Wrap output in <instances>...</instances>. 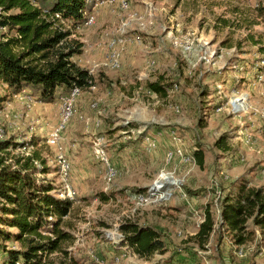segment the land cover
Segmentation results:
<instances>
[{
    "label": "rangeland",
    "instance_id": "374dc122",
    "mask_svg": "<svg viewBox=\"0 0 264 264\" xmlns=\"http://www.w3.org/2000/svg\"><path fill=\"white\" fill-rule=\"evenodd\" d=\"M126 1L127 9H121L122 0H114L91 10L98 28L107 27L110 34L117 33L124 19L131 20L126 31L131 52L127 51L119 70L96 69L95 88L82 92L62 131L61 146L71 162L70 184L77 191L63 225L75 238L64 244L68 254L53 253L48 260L51 264H166L173 249L179 247L197 251L199 264H264V244L258 246L257 241L242 247L244 256L233 248L224 231L221 237V232L213 235L207 249L190 241L208 205L217 219L222 192H229L236 174L246 176L253 186L264 187V164L260 165L264 160H254V150L237 142V122L230 118L234 115L217 112L232 90L248 89L254 82V66L264 58V0ZM105 13L112 14L113 24L99 23L97 15ZM59 23L71 29L68 22ZM6 32L0 28V39ZM139 37L142 44L132 42ZM207 53L212 55L211 62L204 60ZM151 60L156 63L152 65ZM160 78L169 85L166 96L147 88V81ZM172 84L178 89L173 90ZM262 95L258 104L254 102L258 106L264 105ZM62 105V98L44 103L32 90L13 95L0 84V127L8 139L27 147L12 149L11 155L38 151V182H52L57 191L62 187L57 149L47 139L60 122ZM144 135L156 138L153 149L147 148ZM221 135H225L227 150L215 146ZM98 139L118 170L110 182L105 178V164L95 153ZM198 142L205 151L202 167L194 155ZM176 147L191 155L193 163H181L180 156L168 163L167 153ZM43 165L47 173L42 172ZM234 167L239 170L231 175ZM163 170L184 180L188 198L178 193L168 202L136 205L135 195L149 190ZM139 188L144 191H137ZM188 189L198 194L191 195ZM127 221L157 227L167 236L172 251L137 258L131 256L135 252L131 246L128 250L115 248L109 235L117 229L123 233L121 226ZM2 227L17 232L16 227ZM218 244H223L222 253ZM117 245L127 244L122 240ZM19 248L21 243L15 239L2 241L0 264H5L9 250ZM116 256H122L119 263H115Z\"/></svg>",
    "mask_w": 264,
    "mask_h": 264
},
{
    "label": "trees",
    "instance_id": "16d2710c",
    "mask_svg": "<svg viewBox=\"0 0 264 264\" xmlns=\"http://www.w3.org/2000/svg\"><path fill=\"white\" fill-rule=\"evenodd\" d=\"M92 8L87 0H0V28L7 30L0 39V84L13 95L32 90L44 103L69 95L76 86L84 91L95 84V74L75 59L84 52V43L73 35L83 27L84 11ZM61 21L68 22L71 29H65ZM161 78L147 81V88L166 96L170 88ZM224 139L221 135L215 146L227 150ZM24 145L5 135L0 138V245L11 239L21 243V248L8 251L5 264H51L49 257L53 253L68 254L64 244L75 238L63 225L64 217L72 212L73 200L59 197L52 182H38V151L27 156L11 155L12 149ZM194 155L198 165L204 166L203 144L197 143ZM42 172H48L44 165ZM231 184L229 192H222L220 197L219 221L208 205L204 220L190 237L200 249H207L213 235L221 231L233 248L252 241L258 246L264 244V187L251 185L244 175ZM188 192L198 194L190 189ZM101 196L108 199L105 194ZM2 226L16 227L17 232ZM121 230L123 242L141 258L172 251L167 236L153 225L127 221ZM222 245L217 248L219 253ZM199 260L197 251L175 247L166 264H199Z\"/></svg>",
    "mask_w": 264,
    "mask_h": 264
},
{
    "label": "built area",
    "instance_id": "2783aa9c",
    "mask_svg": "<svg viewBox=\"0 0 264 264\" xmlns=\"http://www.w3.org/2000/svg\"><path fill=\"white\" fill-rule=\"evenodd\" d=\"M114 0H87L88 4L93 5L94 7L100 5V4H108L112 3ZM128 3L126 0H122L121 2V9H127ZM56 18L61 19V15L59 13H55ZM84 17L85 21L83 24V27H90L96 24V16L92 13L91 10H85L84 11ZM131 24V20L124 19L119 27V31L121 34L127 33V29ZM125 41V43L128 40V38H122L118 36L112 37L108 41V53L105 61V65L113 70H119L122 67V49L120 48V44H122ZM133 43L136 44H142L143 39L141 37L134 38ZM212 55L207 53L204 57V60L207 62H211ZM155 60H151V64H155ZM234 68H237L238 65L234 64ZM95 66L90 67L91 73L95 72ZM242 67H240L241 69ZM254 69L257 71L256 77L254 79L253 85L259 86L262 89V92H264V58L261 59L260 62L256 63L254 66ZM95 84L90 86V89H94ZM173 90L178 89V85H173ZM82 89L80 87H74L71 91V93L65 97L62 98V111H61V119L58 125H56L54 128L51 129L49 136H48V143L51 146H54L57 149L56 152V158L59 166V175L61 177L62 181V187L58 191V195L61 198L74 200L77 196L76 189L70 184V173H71V162L66 153L63 151V148L61 146V138H62V131L66 127L68 121L73 115V108L76 104V101L82 94ZM31 100L32 98L29 97ZM249 93L246 92H237L229 97L226 104L218 106L217 112H223L226 111L227 113L234 115L235 117H240V122L243 123V120H241L245 115L249 113L251 110V113L259 115V117L263 120V129H264V105L261 106H253L249 104ZM93 106L97 109L98 113L102 114L103 110L99 107L98 102H94ZM176 110L179 111L180 107L177 105ZM4 129L0 127V138L4 137ZM144 141L147 145L148 149H153L156 146V138L150 135H144ZM246 141L249 143L250 138L248 137ZM24 149L27 147L24 146ZM95 153L96 156L99 157L103 163L105 164L106 172H105V178L107 181H113L117 175L118 170L116 167L110 162V159L108 157V154L106 150L103 148V146L100 143V139L95 141ZM176 156L182 157L181 163H193L192 156L188 155V153H185L181 147H176L174 150H170L167 153V162L171 163ZM184 180L180 177H176L174 174L168 171H161L159 177L156 179L155 183L152 185V187L147 190L145 193H138L135 195V201L136 205L138 206H144L151 203L159 202L164 203L172 200L178 193L184 197L188 198L187 192L183 189ZM220 207H218V217L217 222L220 218ZM204 220V218H203ZM201 220V222L203 221ZM200 222V223H201ZM218 226V223L216 224ZM112 233V232H109ZM108 233V235H109ZM123 233L118 232L114 235H109L113 243L116 245L119 243V241H122L124 236ZM208 246V245H207ZM123 248V250H128L131 248L128 244L126 246H118ZM238 254L240 256H244V249L242 247L238 248ZM131 256L139 257L138 254L135 252L131 253ZM122 260V256H116L115 257V263H119Z\"/></svg>",
    "mask_w": 264,
    "mask_h": 264
},
{
    "label": "crops",
    "instance_id": "0c3cea01",
    "mask_svg": "<svg viewBox=\"0 0 264 264\" xmlns=\"http://www.w3.org/2000/svg\"><path fill=\"white\" fill-rule=\"evenodd\" d=\"M105 6H109V5H105ZM98 14H100V13H98ZM98 16L99 15H97V20H99V23H104V22H112V24L114 23V21H113L114 17L112 16V14L105 13V14H103V16L101 14V16H99V18H98ZM97 23H98V21L96 22V24H94L91 27H80L74 32V34H73L74 37L78 38L79 40H81L84 43V52L81 55L77 56L75 59L79 62L80 65H82L84 67L90 68L91 66H95L96 67L95 72H96V69L97 70L101 69V70H105L106 72H109V70H112V69L104 64L106 61L107 53H108V44L107 43L112 36H118V37H122L124 39L128 38V35H127L128 33L121 34V32L118 29L117 33L112 31L113 34L115 33V35H113V34H110V30L107 27L106 28H98ZM104 25H105V23H104ZM95 26L97 27V29H95L96 28ZM129 47H130L129 41H127L126 43L124 41L122 44H120V48L122 49V55H123L122 56V62H123V59H125L126 55L128 54L127 51L129 50ZM104 53H105V58H104ZM85 62H87L89 65H87ZM230 71L233 72L234 70L232 68H230ZM235 71L237 72V69H235ZM95 72H94V74H95ZM235 91L249 93V96H250L249 104H251L252 106L253 105L258 106L254 102H256L258 104L259 101L261 100V98H259V96L264 93V92H262L261 87L254 86L253 84H251L248 89H245V88H243L241 90L234 89L231 91V95H233L235 93ZM261 97H263V104H264V95H262ZM221 114H224V113H221ZM230 118L233 120H236V122H237V129L235 131V138H236V140H238L237 142H240V144L242 146H246V147L254 150L253 151L254 160H264V129L262 127L263 120L259 117V115L253 114V113L245 115L242 118L244 124L241 126L238 125V123H240L238 117H234V116L231 117L230 116ZM210 135L213 136V132ZM248 137L250 138L249 143L246 141V139ZM250 144L252 146H250ZM262 151H263V153H262ZM244 159H245V157H244ZM257 162H262V161H257ZM256 163H254V164H256ZM262 164H264V163H261L260 165L262 166ZM260 165H258L257 167H259ZM238 170L239 169L234 167L229 172L232 175L233 172H238ZM243 170H244V168L242 169V171ZM242 171H239V172L242 173ZM238 176L239 175L236 174L235 178ZM235 178H233L231 180L232 181L236 180Z\"/></svg>",
    "mask_w": 264,
    "mask_h": 264
}]
</instances>
